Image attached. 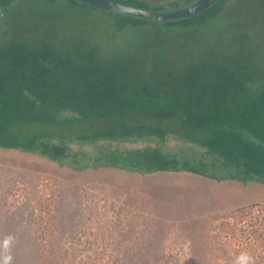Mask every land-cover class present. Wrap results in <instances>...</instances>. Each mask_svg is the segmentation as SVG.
<instances>
[{
  "label": "rangeland",
  "instance_id": "rangeland-1",
  "mask_svg": "<svg viewBox=\"0 0 264 264\" xmlns=\"http://www.w3.org/2000/svg\"><path fill=\"white\" fill-rule=\"evenodd\" d=\"M120 21L72 0H14L0 7V47L17 38L45 41L74 63L85 55L104 65L121 60L131 77L149 83L158 72L187 77L190 67L219 81L226 73L217 67L237 58L250 63L255 84L264 81V0H232L199 26ZM0 262L264 264V184L191 173L74 171L0 150Z\"/></svg>",
  "mask_w": 264,
  "mask_h": 264
},
{
  "label": "trees",
  "instance_id": "trees-1",
  "mask_svg": "<svg viewBox=\"0 0 264 264\" xmlns=\"http://www.w3.org/2000/svg\"><path fill=\"white\" fill-rule=\"evenodd\" d=\"M12 1L0 0V7ZM113 1L165 11L196 0ZM230 1L217 0L201 13L163 23L203 25ZM99 9L118 16L119 26L160 22ZM20 39L0 47V150L74 171L191 173L264 184V81L255 84L249 62L235 58L217 67L226 73L219 81L193 75L190 67L187 77L157 71L149 83L145 76L131 77L121 60L104 65L85 55L83 63H74L73 56L54 52L45 41Z\"/></svg>",
  "mask_w": 264,
  "mask_h": 264
},
{
  "label": "water",
  "instance_id": "water-1",
  "mask_svg": "<svg viewBox=\"0 0 264 264\" xmlns=\"http://www.w3.org/2000/svg\"><path fill=\"white\" fill-rule=\"evenodd\" d=\"M88 3L91 6L102 8L111 12L130 13L136 16H141L147 19H157L160 21L180 19L190 17L203 12L211 7L217 0H196L194 3L174 10L168 11H153L143 8H138L130 5H125L113 0H79Z\"/></svg>",
  "mask_w": 264,
  "mask_h": 264
}]
</instances>
